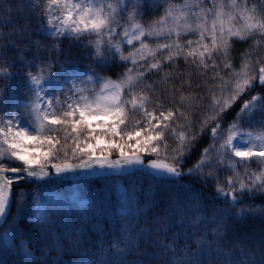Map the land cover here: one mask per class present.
Segmentation results:
<instances>
[{
    "label": "trees",
    "instance_id": "1",
    "mask_svg": "<svg viewBox=\"0 0 264 264\" xmlns=\"http://www.w3.org/2000/svg\"><path fill=\"white\" fill-rule=\"evenodd\" d=\"M237 2L240 7L257 9L254 13L257 19L264 20V0ZM20 3L21 0L0 2V68L8 69L12 74L10 79L6 76L0 78V107L5 112L12 110L9 105L13 100L20 102L26 95L27 73L31 71L37 74L40 60L51 65L44 68L43 73L55 72L64 66L118 78L131 67L120 62L117 57L111 58L108 53L103 57L108 62L103 65L98 63L88 48L90 37L87 36L80 41L62 39L59 43L62 51L58 58L56 53L50 54L53 40L41 34V27L46 24H42L39 14L30 13L27 8L20 11ZM28 3L30 5L31 0H28ZM169 3L183 4V0H139V3H136V0H128L127 10L120 14V23H125L133 9L139 7L142 14L137 20L147 28L164 14ZM9 7L10 15L7 11ZM236 11L239 12V9ZM21 30L27 31L26 38L18 34ZM10 33H13L11 39L15 44L5 47ZM188 40L197 41L198 33H189L180 43L186 44ZM29 41L39 42L45 47L37 53ZM193 47L196 45L193 44ZM34 56L36 60L33 59ZM262 58L264 35L257 32L244 40L234 38L227 57H214L219 65L218 69L214 70L209 61L207 72L201 75L203 69L186 63L181 56L174 63H165L160 71L147 73L133 91L139 93L143 90L150 95L152 102L148 105V111L156 108V101L163 104L165 111L168 108L181 107L187 119L178 122L185 125L190 122L194 135L199 131L201 118L209 109L213 94L223 87L219 76L213 82L214 73L218 71L228 80L233 71L241 70V65L246 59L255 64ZM225 59L231 62V68L224 67ZM29 64L33 65L31 69ZM256 70L258 71V65ZM185 81H190V84ZM230 82L234 84L235 80ZM210 88L212 92L209 91ZM261 94H264V88L259 86L257 80L256 87L239 100L232 110L224 114V127L227 128L233 120L244 100ZM181 95L185 97L182 106L178 103ZM22 112L23 109L17 110V114ZM251 119L252 124H249L245 115L242 125L245 130L264 128V112L255 111ZM137 121L145 123L143 113L130 111L126 125L121 126L122 130H140ZM55 127L59 129L62 126ZM57 135L60 139L61 159L53 162H65V148L69 157L66 162L78 164L85 158L72 157L71 149L76 147V134L72 133L70 126L59 131ZM65 136L68 137L67 140ZM83 138H86L84 133L80 135V141ZM168 141L172 147L176 146L171 137H168ZM210 142L207 133L195 142L191 154L185 157L183 175L179 177L128 169L120 174L82 177L74 183L67 177L56 176L50 167L46 168L49 175L43 178L27 177L22 172L8 174L22 178L12 186L11 207L0 226V261L3 264H71L84 260H88L87 264H264V192L245 193L238 197V202L229 206L216 190L218 182L223 185L225 191L228 190V177H233V182L236 181L233 172L228 170L227 161L224 167L214 172L213 177L208 180L201 177L199 169L192 174L187 172V169L197 162L200 150ZM77 152L79 153L78 150ZM114 155L113 149L108 157ZM158 157L163 159L162 146ZM13 166L22 167L20 162ZM260 167L252 162L248 173L258 172ZM208 171V168L203 169L205 175ZM237 172L245 174V169L241 166ZM73 183L79 193L88 198L85 207L49 208L43 221L32 219L36 195L45 189H65ZM119 185L124 188L123 202L118 193ZM228 200L231 201V197H228ZM121 206L125 207V212L120 211ZM189 208L201 210L196 214L203 221L198 232L192 228L179 229L173 225L165 233L156 226L157 221L163 220L171 224L181 211ZM242 209L244 214H238ZM217 228L218 234L215 232ZM3 234L9 237L8 242ZM201 236L205 237L203 244L197 242ZM160 241L173 246L165 250L159 245Z\"/></svg>",
    "mask_w": 264,
    "mask_h": 264
},
{
    "label": "snow or ice",
    "instance_id": "2",
    "mask_svg": "<svg viewBox=\"0 0 264 264\" xmlns=\"http://www.w3.org/2000/svg\"><path fill=\"white\" fill-rule=\"evenodd\" d=\"M127 2L128 0H31L29 5L28 0H21L20 11L27 8L30 13L39 14L42 24L47 25L41 27V34L53 40L50 54L54 52L58 58L62 51L59 47L62 39L80 41L87 36L90 37L88 48L98 63H107V59L103 57L108 53L113 59L119 57L122 63L130 62L131 67L126 70L124 79L121 80L98 77L94 73H79L76 68H72L75 79L64 99H60L64 96L60 84H57L55 89L45 90L47 85L44 82L47 78L43 75V70L50 67V64L40 60L37 74L34 75L31 71L27 73L25 83L31 93L29 100H13L9 105L12 110L7 112L0 107V113H3L0 115V217L8 215L12 186L22 178L19 175H8L9 172H22L27 177L43 178L49 175L46 171L49 164L57 174L77 167L87 168L92 164H99L101 167H118L122 164L144 166L141 149L146 155L159 156L162 146L163 160H150L146 167L154 170L156 175L179 177L183 175L185 157L191 154L195 142L206 133L211 142L200 150L197 162L188 168L187 172L192 174L199 169L201 177L208 180L213 177L214 172L223 168L227 161L228 170L239 179L237 169L242 166L248 176L247 183L240 179L239 188H236L233 185V177H228L229 191H225L219 182L216 185L218 195L223 196L229 206L238 202V197L245 193L264 192V128L245 130L242 126L245 115L248 117L247 122L252 124L251 118L255 111L264 112V94L252 95L251 99L244 100L227 128L222 123L224 114L232 110L239 100L256 87L257 80L259 86L264 88V58L257 60L255 64L246 59L241 65V70L233 71L228 80L218 71L214 73L213 82L217 76L223 82L221 94H213L209 109L201 118L199 131L194 135L190 122L186 125L178 122L187 119L181 107L168 108L165 111L163 104L156 101V108L148 111V105L152 102L150 95L143 90L139 93L133 91L147 73L153 70L158 72L165 63H174L181 56L186 63L203 69L201 75L207 72L209 61L214 70L218 69L219 65L214 57H227L234 38L244 40L257 32L264 35V20L257 19L254 14L257 9L240 7L237 0H230L228 4L225 0H211L210 8L203 7L208 0H184L183 4L169 3L164 14L145 28L137 20L142 14L139 7L133 9L125 24L120 23V14L127 10ZM136 3H139V0H136ZM236 9H239V12ZM7 11L10 15L11 7ZM239 21H243V25L238 27ZM192 32L198 33V40H188L186 44H181L180 40ZM18 34L22 38L28 35L26 30H21ZM12 35L13 33L9 34L10 38L5 47L15 44L11 39ZM146 38H155L156 47H151ZM137 43L138 48L135 47ZM29 44L36 48L37 53L45 47L35 41H29ZM193 44L196 47H193ZM125 45L133 48L127 56L123 54ZM158 56L162 58L158 59ZM33 59L36 60V57ZM223 65L225 68H231V62L227 59L223 61ZM32 66L29 64L30 69ZM11 75L8 69L0 68V78L6 76L10 79ZM54 75L50 74V77ZM232 80H235L234 84L230 82ZM77 81L81 85L88 83L93 86L80 87L77 86ZM185 83L190 84V81ZM96 84H99L98 89ZM209 91L213 90L210 88ZM184 99L181 95L178 102L181 106ZM18 109H23V112L17 114ZM130 111L142 112L145 120L143 124L137 121L140 130L135 132L123 131L121 127L126 125ZM93 122H97L95 127ZM58 125L62 127L56 128ZM68 126L71 127L72 133L76 134V147L71 149L72 157H87L82 159L80 164L66 162L69 159L66 148L63 152L65 162H53L61 159L57 133ZM96 128L101 129V132L96 133ZM85 132L87 137L83 143L91 149L90 152L80 146V135ZM104 137L113 138L108 153L113 149L118 151L119 155L115 161L103 155L104 148L100 149L102 155L96 157V145L88 144L89 138L99 144ZM134 137L139 139H136L135 144H129L128 141ZM168 137L175 142V147L171 146ZM67 138L65 136V140ZM26 141L33 144L31 149ZM126 149L131 150V154H126ZM32 151H40L41 157L28 158ZM16 162H20L22 167L13 166ZM252 162L261 167L258 172L249 174L248 168ZM204 168L209 169L207 175L203 172ZM228 197H231V201ZM200 211L199 208L183 210L171 224L163 220L157 221L156 226L165 233L173 225L179 229L192 228L198 232L203 223L196 215ZM238 214H244V210H240ZM215 232L218 234V228ZM197 242L203 244L205 237H199ZM158 243L165 250L173 246L162 241ZM0 264L3 262L0 261Z\"/></svg>",
    "mask_w": 264,
    "mask_h": 264
},
{
    "label": "rangeland",
    "instance_id": "3",
    "mask_svg": "<svg viewBox=\"0 0 264 264\" xmlns=\"http://www.w3.org/2000/svg\"><path fill=\"white\" fill-rule=\"evenodd\" d=\"M225 3L228 4V0H225ZM207 6H209V8L212 7L211 1L207 2L203 5V7H207ZM125 23H123V24H125ZM242 25H243V21H239L237 26L239 27ZM45 27H47V25ZM117 39H119V37H117ZM146 40L150 44L151 47H156L155 38H146ZM135 47L138 48L139 44L137 43L135 45ZM132 51H133V48H130L127 45H125L123 54L127 56ZM117 58L119 60V57H117ZM125 64H127L128 66L131 65L130 62L125 63ZM76 69L79 73H94L98 77H105V76H102L96 72H92L90 70H82V69H78V68H76ZM50 74H55V75H54V77H50ZM43 75L47 78L44 82L47 85V87L45 89L46 91H50L52 89H55L57 87V84H60L62 86L63 91H64V96H61L60 99L65 98V96L68 94V89L72 87L73 79H75V77L72 74V68H67L64 66L55 72L43 73ZM105 78H111V77H105ZM80 79H84V77H80ZM111 79L112 80H121V79H124V75L119 76L118 78H111ZM65 81H67V83H65ZM77 86H80V87L87 86V87L91 88L93 85L88 84V83L81 85V84H79V81H77ZM95 87L98 89L99 84H96ZM26 89H27L26 95L20 99V102H27L29 100V98L31 97V93L28 91L27 86H26ZM220 94H221V89H217L214 95L220 96ZM11 96H12V92H11ZM96 123L97 122H93L94 127H95ZM104 123H108V121H104ZM95 132L100 133L101 129L96 128ZM84 135H85V137H87L86 132L84 133ZM85 139L86 138H83L80 141V146L85 148L86 150H88L90 152L91 149H89L88 146L83 143V141ZM112 139L113 138H110V137H104L103 139L100 140V143L97 144L96 140L89 138L88 144L96 145V149H95L96 157H100L102 155L101 151H100L101 148L105 149V152L103 153V155L109 156L112 154V151L110 154L108 153V149L111 148ZM125 139H127V137H125ZM136 139H139V138L134 137L132 140L128 141V143L129 144H135ZM25 143L28 145L29 149H31L33 147V144L31 142L26 141ZM126 154H131V150L126 149ZM118 155H119L118 151L115 150V155L113 157H108V159L115 161L118 158ZM140 155L144 159V166L135 165V164H133V165H123L122 164L118 167H108L107 165H105L104 167H101L99 164H92L90 167H87V168L77 167V168H73L71 171L60 173V174L55 173V170L51 168L50 164L48 167L51 168V170L53 171V173L56 176L67 177V178L73 180L74 183L79 178L86 176V175H94V174L102 175V174H108V173L109 174H120L122 171H125L128 169L141 170L143 172H151V173L155 174L154 170L146 167L148 161L154 160V159H160V160H163V159L158 157V156L151 155V154L146 155L144 153L143 149H141ZM34 157L40 158L41 152L40 151L30 152V154L28 155V158H34ZM85 159H87V157ZM162 175L167 176V174H162ZM240 179L244 180L246 183L248 182V176L247 175L239 174V179H236V181L233 182L234 187L239 188ZM74 183L72 185L66 187L65 189H61V190H58L55 188L45 189L44 191H42V193L36 195L34 198V204H33V209H32V213H31L32 219L35 221H38V222L43 221L44 215L46 214L47 209H49V208L69 207V206H76L79 208L85 207L88 204V198L82 196L79 193V191L76 187V184H74ZM227 191H229V188ZM118 193H119L120 200L123 202L125 194H124V188L121 185L118 186ZM120 211L125 212L126 211L125 207L121 206ZM3 236L5 237L6 241L8 242L9 237L5 234H3ZM87 262H88V260L75 261L71 264H87Z\"/></svg>",
    "mask_w": 264,
    "mask_h": 264
},
{
    "label": "water",
    "instance_id": "4",
    "mask_svg": "<svg viewBox=\"0 0 264 264\" xmlns=\"http://www.w3.org/2000/svg\"><path fill=\"white\" fill-rule=\"evenodd\" d=\"M4 218H5V217H0V226H1V224H2V222H3V220H4Z\"/></svg>",
    "mask_w": 264,
    "mask_h": 264
}]
</instances>
